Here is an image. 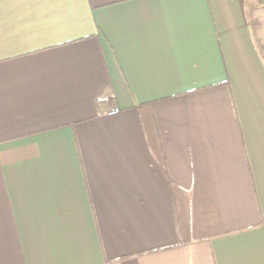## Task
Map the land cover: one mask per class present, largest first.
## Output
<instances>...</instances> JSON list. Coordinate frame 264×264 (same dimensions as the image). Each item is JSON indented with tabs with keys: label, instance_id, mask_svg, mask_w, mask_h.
<instances>
[{
	"label": "crops",
	"instance_id": "obj_1",
	"mask_svg": "<svg viewBox=\"0 0 264 264\" xmlns=\"http://www.w3.org/2000/svg\"><path fill=\"white\" fill-rule=\"evenodd\" d=\"M0 264H264V0H0Z\"/></svg>",
	"mask_w": 264,
	"mask_h": 264
},
{
	"label": "built area",
	"instance_id": "obj_2",
	"mask_svg": "<svg viewBox=\"0 0 264 264\" xmlns=\"http://www.w3.org/2000/svg\"><path fill=\"white\" fill-rule=\"evenodd\" d=\"M120 107L119 106H114L111 110L107 112L108 115H116L120 112Z\"/></svg>",
	"mask_w": 264,
	"mask_h": 264
}]
</instances>
